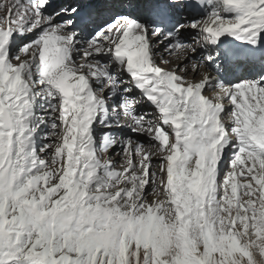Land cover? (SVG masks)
Returning a JSON list of instances; mask_svg holds the SVG:
<instances>
[{"label": "snow or ice", "instance_id": "obj_1", "mask_svg": "<svg viewBox=\"0 0 264 264\" xmlns=\"http://www.w3.org/2000/svg\"><path fill=\"white\" fill-rule=\"evenodd\" d=\"M0 264H264V0H0Z\"/></svg>", "mask_w": 264, "mask_h": 264}]
</instances>
